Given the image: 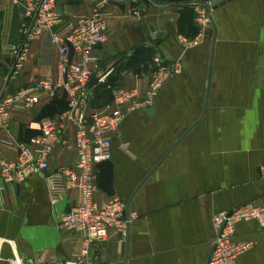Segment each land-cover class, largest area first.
I'll list each match as a JSON object with an SVG mask.
<instances>
[{
    "label": "crops",
    "instance_id": "0c3cea01",
    "mask_svg": "<svg viewBox=\"0 0 264 264\" xmlns=\"http://www.w3.org/2000/svg\"><path fill=\"white\" fill-rule=\"evenodd\" d=\"M105 1L100 16L108 42L97 50L100 66L89 84L94 97L105 76L109 86L136 89L142 99L156 55L181 68L170 73L152 106L126 115L114 135L113 197L125 205L130 199L128 234L112 229L86 264H207L215 214L264 208V0ZM98 2L58 0L55 12L73 21L92 16ZM203 3L211 29L194 44L195 10ZM22 23V6L0 0V96L58 78L60 56L45 32L28 44L7 82L15 61L11 49L23 42ZM106 90L109 102L93 99L92 108L111 102ZM65 110L62 94L41 93L33 109L11 112L0 143L28 142L37 135L29 124ZM74 141L68 124L44 174L0 190V264H68L78 254L80 236L58 223L80 203V194L71 191L51 205L44 183L45 176L75 165ZM15 159L0 144V160ZM110 198L98 189L94 194L99 206ZM232 243L249 244L238 264H264V228L256 221L237 223Z\"/></svg>",
    "mask_w": 264,
    "mask_h": 264
},
{
    "label": "built area",
    "instance_id": "2783aa9c",
    "mask_svg": "<svg viewBox=\"0 0 264 264\" xmlns=\"http://www.w3.org/2000/svg\"><path fill=\"white\" fill-rule=\"evenodd\" d=\"M15 1L23 9V42L18 49H11L13 51L10 54L15 56L13 72L20 68L28 44L48 32L51 44L60 56L58 78L55 81L37 80L14 92L3 94L0 97V129H7L12 111L27 112L37 106L41 93L50 98L62 94L66 110L52 119L29 124V129L37 135L28 142L0 143L16 154L13 162L0 160V190L4 185L21 183L31 175L44 174L62 133L68 124H72L75 128L74 150L77 161L72 167L60 168L45 176L44 183L51 205H56L71 191L80 194V203L65 213L58 224L60 229L74 232L81 238L79 252L68 264H86L91 249L105 242L112 229L124 234L127 228L126 223L120 221L125 204L119 199L111 197L102 206L95 202L96 166L110 160L114 135L124 117L151 107L170 73L177 72L181 66L167 64L156 55L153 58L156 71L142 99L138 97L136 89L124 90L107 84L111 102L94 109L91 106L94 96L89 84L91 76L98 71L100 60L97 50L108 42L107 24L100 16L106 1L96 4L92 16L73 21L65 20L55 12L58 0ZM201 7L203 9L197 11L199 14L196 19L200 31L211 23L209 8L204 5ZM105 79L104 76L100 82L106 84ZM241 221H256L264 228V208L246 206L215 214L212 224L217 235L208 264H238V257L249 247L247 243H232L235 225Z\"/></svg>",
    "mask_w": 264,
    "mask_h": 264
},
{
    "label": "water",
    "instance_id": "95a60500",
    "mask_svg": "<svg viewBox=\"0 0 264 264\" xmlns=\"http://www.w3.org/2000/svg\"><path fill=\"white\" fill-rule=\"evenodd\" d=\"M115 2H122L124 0H112ZM153 2H160L159 0H152ZM215 1V0H212ZM100 66V64H99ZM13 73V68L11 69V71L9 72L8 78H7V82L9 80V78L11 77ZM94 75L91 76V79L93 78ZM1 97V96H0ZM151 111V110H150ZM96 170L98 172L97 174V184H96V188L100 191H102L103 193H105L108 197H113L114 196V190H113V186H112V179H113V164L112 162L109 161H105V162H101L99 164H97L96 166ZM129 205H130V199L128 200V202L125 205V210L122 213V216L120 218V221L123 223H126V234H128V228H129ZM213 248L211 249L210 252V256L212 253ZM125 259L127 257V235H126V249H125ZM210 259V257H209ZM208 259V262H209ZM207 262V264H208Z\"/></svg>",
    "mask_w": 264,
    "mask_h": 264
},
{
    "label": "trees",
    "instance_id": "16d2710c",
    "mask_svg": "<svg viewBox=\"0 0 264 264\" xmlns=\"http://www.w3.org/2000/svg\"><path fill=\"white\" fill-rule=\"evenodd\" d=\"M106 86L107 84H103L101 86H99L95 92L94 95H96L94 97L95 100L97 101H104V103H108L109 102V98L107 100V95H108V91L106 90ZM95 105V104H94ZM93 105V107H94Z\"/></svg>",
    "mask_w": 264,
    "mask_h": 264
},
{
    "label": "rangeland",
    "instance_id": "374dc122",
    "mask_svg": "<svg viewBox=\"0 0 264 264\" xmlns=\"http://www.w3.org/2000/svg\"><path fill=\"white\" fill-rule=\"evenodd\" d=\"M101 2V0H99V2L98 3H100ZM97 3V4H98ZM205 3H203V5H204ZM204 6H206L207 8H209V6H208V4H205ZM201 9H203L201 6H199V9H196L195 10V19H194V22H195V25H196V27H197V30L199 31V34H201V31H202V37H200L199 38V40H201L204 36H205V34H207V32H209V30L211 29L210 28V25H206L204 28H201V31L199 30V28H198V25H197V23H196V19H197V16H198V14H199V12H197V11H200ZM209 10V9H208Z\"/></svg>",
    "mask_w": 264,
    "mask_h": 264
}]
</instances>
